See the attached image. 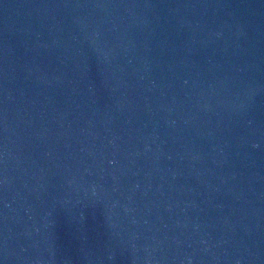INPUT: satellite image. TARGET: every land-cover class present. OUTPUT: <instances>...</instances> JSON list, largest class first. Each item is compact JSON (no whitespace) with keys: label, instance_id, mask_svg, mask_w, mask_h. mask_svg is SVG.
<instances>
[{"label":"water","instance_id":"water-1","mask_svg":"<svg viewBox=\"0 0 264 264\" xmlns=\"http://www.w3.org/2000/svg\"><path fill=\"white\" fill-rule=\"evenodd\" d=\"M0 264H264V0H0Z\"/></svg>","mask_w":264,"mask_h":264}]
</instances>
